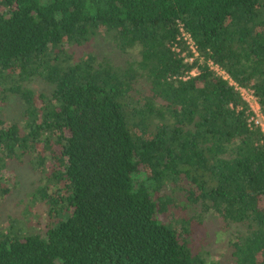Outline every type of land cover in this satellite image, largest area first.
I'll use <instances>...</instances> for the list:
<instances>
[{"label":"trees","instance_id":"trees-1","mask_svg":"<svg viewBox=\"0 0 264 264\" xmlns=\"http://www.w3.org/2000/svg\"><path fill=\"white\" fill-rule=\"evenodd\" d=\"M208 60L264 115V0H0V206L10 164L47 177L0 264H264V135Z\"/></svg>","mask_w":264,"mask_h":264},{"label":"rangeland","instance_id":"rangeland-1","mask_svg":"<svg viewBox=\"0 0 264 264\" xmlns=\"http://www.w3.org/2000/svg\"><path fill=\"white\" fill-rule=\"evenodd\" d=\"M90 50L102 55L111 54L113 60L117 63H122L125 61L126 56L122 55L120 52H115L109 43L103 41L99 43H94L90 46ZM89 50V49H88ZM35 95L45 94L47 92V87L39 80H34L31 83L26 84ZM21 110L22 104H20L15 97L10 98L3 105L0 104V117L5 119L7 122H20L21 121ZM6 179L12 186L9 195L2 200L0 206V227H5L7 222L13 219H18L19 221L25 219L28 216L29 211L31 213L35 212L32 207V201L40 193V189L45 185V174L38 172L30 167L27 163L16 164L12 163L6 170ZM37 195V196H36ZM33 198V199H32ZM34 224L33 222H27V226ZM206 237H210V242L215 247L213 253L215 254V259L219 256L216 253H221V243L219 240L224 242L226 238L231 233V230L223 231L218 225H213L212 221L204 226ZM233 232V231H232ZM217 234L215 241H211V236Z\"/></svg>","mask_w":264,"mask_h":264},{"label":"built area","instance_id":"built-area-1","mask_svg":"<svg viewBox=\"0 0 264 264\" xmlns=\"http://www.w3.org/2000/svg\"><path fill=\"white\" fill-rule=\"evenodd\" d=\"M179 31L182 39L185 42V45L189 51V55H185V53L182 54V57H184L186 62H193L194 60H198V62H202L204 59L199 56L196 45L194 44L192 38L190 35L185 32L183 25L179 24ZM174 50L176 52H179V48L175 46ZM206 65L209 67L211 71L216 73L218 76H220L222 79L226 80L230 86L234 88V90L238 93L240 99L246 103V105L249 108V119L248 124L249 126L256 127L260 130V132L264 135V115L261 112V108L258 104V101L254 95V92L252 89L247 87H242L236 84L218 65L214 64L211 60L206 61ZM198 74L197 68H194L190 72V76H195Z\"/></svg>","mask_w":264,"mask_h":264}]
</instances>
